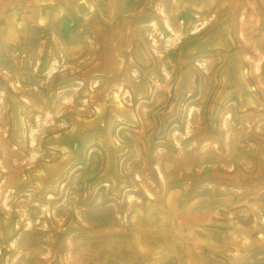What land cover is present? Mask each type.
Listing matches in <instances>:
<instances>
[{"label":"rangeland","instance_id":"obj_1","mask_svg":"<svg viewBox=\"0 0 264 264\" xmlns=\"http://www.w3.org/2000/svg\"><path fill=\"white\" fill-rule=\"evenodd\" d=\"M0 264H264V0H0Z\"/></svg>","mask_w":264,"mask_h":264}]
</instances>
